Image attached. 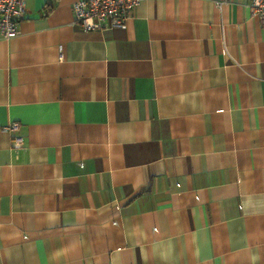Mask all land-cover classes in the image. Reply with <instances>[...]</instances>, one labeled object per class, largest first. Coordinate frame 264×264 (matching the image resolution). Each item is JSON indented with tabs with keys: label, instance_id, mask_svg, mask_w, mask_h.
<instances>
[{
	"label": "crops",
	"instance_id": "0c3cea01",
	"mask_svg": "<svg viewBox=\"0 0 264 264\" xmlns=\"http://www.w3.org/2000/svg\"><path fill=\"white\" fill-rule=\"evenodd\" d=\"M75 1L24 0L0 36V264H264L250 0H141L90 31Z\"/></svg>",
	"mask_w": 264,
	"mask_h": 264
},
{
	"label": "built area",
	"instance_id": "2783aa9c",
	"mask_svg": "<svg viewBox=\"0 0 264 264\" xmlns=\"http://www.w3.org/2000/svg\"><path fill=\"white\" fill-rule=\"evenodd\" d=\"M141 0H76L72 4L74 23L81 29L102 30L105 28H125L128 18ZM250 15L264 22V0H250ZM24 0H0V36L13 37L20 33L19 23L25 16ZM20 124L10 121L3 129L13 134V147L23 144L18 134Z\"/></svg>",
	"mask_w": 264,
	"mask_h": 264
}]
</instances>
